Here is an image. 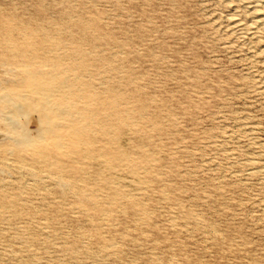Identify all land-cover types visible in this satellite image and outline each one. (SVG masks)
I'll list each match as a JSON object with an SVG mask.
<instances>
[{
	"label": "rangeland",
	"instance_id": "rangeland-1",
	"mask_svg": "<svg viewBox=\"0 0 264 264\" xmlns=\"http://www.w3.org/2000/svg\"><path fill=\"white\" fill-rule=\"evenodd\" d=\"M263 1L0 0V94L39 56L89 119L0 112V264H264Z\"/></svg>",
	"mask_w": 264,
	"mask_h": 264
},
{
	"label": "bare ground",
	"instance_id": "bare-ground-1",
	"mask_svg": "<svg viewBox=\"0 0 264 264\" xmlns=\"http://www.w3.org/2000/svg\"><path fill=\"white\" fill-rule=\"evenodd\" d=\"M258 8L259 5H254L248 8L251 20L249 27L241 24L240 20H238L239 18H234L230 20L231 30L236 34H242L245 31L250 33L249 30H257L261 28L263 25V16L259 14L258 11L260 10H258ZM227 19H229V17ZM227 32L228 31H226V33ZM26 56H30V59H27ZM39 58V56L19 54L14 55L13 58L6 62V65L15 64V66L14 68H11L12 70H6L7 73L11 75L10 80L2 82L3 84L1 83V88L4 89V92L3 94H0L2 95L0 98V112L5 109H19V112H22L26 107L32 106L40 115L38 125L35 129H33V131L19 128L16 132L7 131L6 134L10 139V144L15 145L17 148L21 147L26 141L37 144L40 142L42 143V140L46 139L53 146H57L58 148L65 145L71 149L69 150V154H72L75 146L73 143L67 144L65 140H62L60 131L63 130L62 132H64V130L71 127H74L75 129H83L86 126L89 127V119L87 118L86 121H77V123L73 122L69 125H64L61 122V120H73L77 116V108L74 102L72 100L70 101V95L72 94L69 91H66L68 88L66 83H68L67 80L69 81V79L66 80L65 78L54 74V79L50 80V75L52 74L48 72V70L44 69L46 63H44L45 61L41 58V60L38 61ZM75 79L76 78H73V81ZM22 89L25 90L22 91ZM52 89H56L58 91V95H53ZM27 96L28 101L26 102L25 97ZM79 122H82L83 125L79 126ZM71 188H75V186L69 184V189ZM77 189L78 188L74 189L73 193L82 197L86 196L83 191H78Z\"/></svg>",
	"mask_w": 264,
	"mask_h": 264
}]
</instances>
